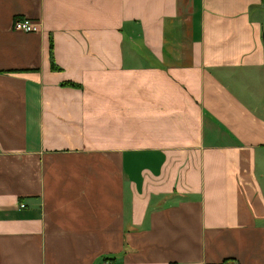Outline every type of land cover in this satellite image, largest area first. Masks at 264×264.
Instances as JSON below:
<instances>
[{
	"label": "crops",
	"instance_id": "crops-1",
	"mask_svg": "<svg viewBox=\"0 0 264 264\" xmlns=\"http://www.w3.org/2000/svg\"><path fill=\"white\" fill-rule=\"evenodd\" d=\"M263 30L264 0H0V264H264Z\"/></svg>",
	"mask_w": 264,
	"mask_h": 264
},
{
	"label": "built area",
	"instance_id": "built-area-1",
	"mask_svg": "<svg viewBox=\"0 0 264 264\" xmlns=\"http://www.w3.org/2000/svg\"><path fill=\"white\" fill-rule=\"evenodd\" d=\"M12 28L17 30H23V31H36L38 30V22L29 19L28 17H15L12 21ZM21 206L24 205V203H20ZM102 264H113L108 263L105 261ZM228 264H240L237 261H230Z\"/></svg>",
	"mask_w": 264,
	"mask_h": 264
},
{
	"label": "water",
	"instance_id": "water-1",
	"mask_svg": "<svg viewBox=\"0 0 264 264\" xmlns=\"http://www.w3.org/2000/svg\"><path fill=\"white\" fill-rule=\"evenodd\" d=\"M262 35H263V38H264V30H263V34Z\"/></svg>",
	"mask_w": 264,
	"mask_h": 264
}]
</instances>
